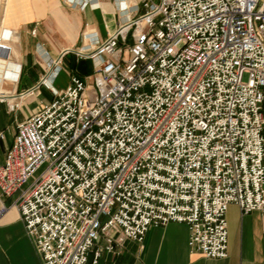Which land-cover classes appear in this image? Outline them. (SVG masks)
Here are the masks:
<instances>
[{
  "label": "built area",
  "instance_id": "obj_1",
  "mask_svg": "<svg viewBox=\"0 0 264 264\" xmlns=\"http://www.w3.org/2000/svg\"><path fill=\"white\" fill-rule=\"evenodd\" d=\"M142 6L76 51L93 74L71 73L57 89L46 78L62 55L7 102L17 111L42 85L53 95L17 123L0 164V198H14L43 264H88L91 254L98 264L103 250L120 254L172 222L190 225L192 251L226 258L228 207L264 213V0ZM10 49L0 40L2 80Z\"/></svg>",
  "mask_w": 264,
  "mask_h": 264
},
{
  "label": "crops",
  "instance_id": "obj_2",
  "mask_svg": "<svg viewBox=\"0 0 264 264\" xmlns=\"http://www.w3.org/2000/svg\"><path fill=\"white\" fill-rule=\"evenodd\" d=\"M92 2L85 8L67 0H7L6 6L0 4V39L11 46L8 64L21 65L22 69L19 80L2 83L6 98L0 104V164L5 162L13 144L17 123L40 110L53 95L42 85L34 95L21 99L17 111H9L7 102L19 101L20 94L37 86L41 78L49 74L50 62L62 55L61 72L67 67L70 73L80 77L93 74V61L79 59L76 51L91 44V35L106 39L109 31L126 17L145 11L142 0ZM126 6L128 9L122 11ZM67 49L70 51L66 54ZM3 63L0 59L1 66ZM60 73L49 80L57 89H64L70 81L66 86H56ZM13 199L0 198V205L4 203L9 207L0 216V264H43ZM228 209L230 254L226 258H209L192 251L190 225L172 222L151 227L143 244L131 240L120 254L103 250L98 264H264V213L243 214L235 203ZM92 259L91 254L88 264H93Z\"/></svg>",
  "mask_w": 264,
  "mask_h": 264
},
{
  "label": "rangeland",
  "instance_id": "obj_3",
  "mask_svg": "<svg viewBox=\"0 0 264 264\" xmlns=\"http://www.w3.org/2000/svg\"><path fill=\"white\" fill-rule=\"evenodd\" d=\"M6 1L7 0H0V4H1L2 7L4 6V3H5V6H6ZM0 36H1V34H0ZM0 40L3 42L2 39H0ZM70 71H71L70 68H67V67L64 68V70L60 73V76L58 78V82H57L56 86H66L69 83L70 77H71ZM244 78L247 79V75H245ZM28 108L31 109V107H29V106H28ZM28 108H26V110ZM44 168H45V166L41 167L40 171H38L34 176H32L29 179V181L27 182L26 186L28 184H30L31 182H33L38 176H40L42 174V172L44 171Z\"/></svg>",
  "mask_w": 264,
  "mask_h": 264
},
{
  "label": "bare ground",
  "instance_id": "obj_4",
  "mask_svg": "<svg viewBox=\"0 0 264 264\" xmlns=\"http://www.w3.org/2000/svg\"><path fill=\"white\" fill-rule=\"evenodd\" d=\"M127 18V17H126ZM2 67H3V65L1 66L0 65V70L2 69ZM9 67H10V70H9V73H8V80L10 81V80H15V78L18 76V73H19V68H20V66L18 67L16 64H13L12 65V63H9ZM5 80H2L1 78H0V98H2V99H4V98H6V97H3V96H5L6 95V93L3 91V89H2V83L4 82ZM46 81L48 82V83H50V80L48 79V78H46Z\"/></svg>",
  "mask_w": 264,
  "mask_h": 264
}]
</instances>
